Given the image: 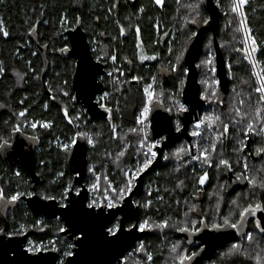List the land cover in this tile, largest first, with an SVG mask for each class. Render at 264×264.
Listing matches in <instances>:
<instances>
[{"label": "trees", "instance_id": "trees-1", "mask_svg": "<svg viewBox=\"0 0 264 264\" xmlns=\"http://www.w3.org/2000/svg\"><path fill=\"white\" fill-rule=\"evenodd\" d=\"M197 2L199 0H164V6L160 7L154 0H136L133 4L121 6L119 13H116L115 0H0V67L4 69L0 74V143L5 139L11 143L17 133L35 138L37 142L34 153L35 183H32L25 169L8 166L0 159V188L4 190L6 197L17 191L35 192L40 197L56 196L58 201L60 193L67 184L71 183L74 188H80L75 181L76 173L70 163V152L64 153L60 146L61 143H68L78 132L88 133L97 141L95 149L87 144L88 167L85 178L87 189L94 182L95 176L101 178V192L108 181L113 185L121 182L123 179L121 169L125 166L131 168L136 164L131 154L132 150H129L128 156L122 158L119 166L113 161L124 144L123 137L127 136L132 144L137 141V137L128 130L137 126L135 118L139 115L143 104V88L152 77H156L157 91L163 90L166 94L175 92L180 74L169 71L168 62L170 59L174 60L181 48L186 45L188 33L191 31L198 33L205 26L202 23H188L187 27L184 26L185 18L189 20L196 18L194 14L190 15L191 10L186 6ZM212 3L218 12V23L214 26L215 31L207 30L203 33L202 53L196 61V66L210 54L208 46L211 44V52L216 56L214 65L216 68L219 58L225 61V65L232 64L231 73L226 67L227 88L221 90L219 85V93L224 98L225 104L223 107H217L216 111L226 112L229 101L236 103L237 93L247 99L251 92L252 106H254L256 94L252 89L256 86V81L252 69L241 52L233 51V47H242V39L240 33L236 32L237 17L230 11L232 0H219V7L217 0H212ZM244 11L252 35L261 45V53L257 54V58L264 62V0H249L244 6ZM201 16H211L206 0L201 4ZM64 17L67 18V24L62 28L61 20ZM77 19L87 35L95 59L107 66L106 73H114L112 77L105 73L104 81H101L104 87L103 93L111 94V98L104 103L113 110L104 117L90 118L83 106L75 102L71 80L76 61L69 52L61 54L58 51L65 44L70 48L66 32L78 25ZM156 24L160 25L158 31ZM121 27L124 29L123 35L120 32ZM137 27L140 29L139 36L135 31ZM3 31L8 32L7 37L3 36ZM165 32L169 35H165ZM172 37L173 54L169 56L168 48ZM222 44L225 47L221 48ZM189 46L190 44H187L188 49ZM141 49L144 55H156L157 59L141 63L139 59ZM113 53L117 57L115 64L107 59L108 55ZM100 57L106 59L101 60ZM129 60L132 63H128ZM261 68H264V63L259 66V69ZM200 69L198 83L201 96L205 85L200 81L209 78L211 82L212 74L202 67ZM121 72L124 73L123 76L120 75ZM133 75L142 77V80L126 83ZM216 78H218L217 73ZM116 79L119 83L114 85L112 81ZM65 81H67L66 85ZM117 88L120 90L117 91ZM63 91H67L69 95L64 96ZM177 98L181 99V96ZM169 106L171 101L165 98L164 105L159 108L165 111ZM212 107L213 105L205 102L203 113L209 112ZM243 108L245 111H251L249 103ZM64 109H67V117L64 115ZM21 111L25 112V116L18 115ZM169 114L173 115L172 125L175 128L174 120L177 117L174 112ZM77 116L80 117L79 120L76 119ZM109 116L111 121L108 119ZM69 120L72 123H69ZM46 122L51 124L48 129L41 126ZM33 123L37 124L36 128L31 126ZM110 123L117 126L120 140L111 139ZM17 124L21 125L19 132L14 131ZM239 135V129H230V139L224 141L222 146H218V152H222L223 158L230 161L233 170L243 172L244 169L238 161H243L244 153L233 151L238 142L234 138ZM186 143L189 144L186 140H178L163 153L171 155L179 146ZM248 144L251 150L246 149L250 173L257 175V170H262L259 172V177L264 179V157L251 158V154L255 155V149L264 145V137L253 135L248 140ZM216 161L217 158L214 156L213 167L208 168L202 167L199 163L180 166L183 162L162 159L157 168L147 175L141 196L135 198V202L141 205L137 223L148 220L149 227L152 228L153 224H159L165 219L170 223L182 221L183 213L192 204L197 205L199 212L207 214L209 218L215 216L217 212L226 216L238 211L232 204L233 200H238L241 207L245 206L246 202L255 201L252 198H246L245 201L244 198L233 195L235 192L243 191L240 187L234 188L232 195L228 194L224 168L217 169ZM177 167L179 171H176ZM90 168H95V175L89 171ZM204 171H207L209 178L203 186H200L197 180ZM17 172H19L18 176ZM61 172L64 173L63 176L59 175ZM180 181H184V184L177 187ZM201 187L205 198L202 202H196L195 196L201 191ZM255 191L256 195L262 194L260 189ZM149 192L152 193L151 196ZM97 195L99 193L89 191V200ZM158 195L163 196L164 199L159 200ZM148 200L152 201V206L143 207ZM176 200L181 203L177 205ZM184 201H187V204ZM3 203L6 202L0 201V204ZM218 203L219 208H217ZM4 212V217L0 216V229L6 227L5 231L8 235L16 236L20 235L23 226V235H27L28 246L29 241L36 245H50V242L55 241V247L60 249L59 264L61 260L65 262L67 257L63 253L69 250L68 244L74 245V240L60 231V228L65 226L58 218L46 219L34 214L22 198L15 203V206L7 207ZM194 217L195 213H192L191 218ZM117 222L120 224L118 216L112 219L109 227H113ZM134 223L130 221L127 226ZM172 231L174 232L171 228L162 231L155 228L148 230L147 235L136 243L133 255L126 258L125 264H138V261L148 264L145 252L138 250L141 243L145 246L146 252L153 256L150 264H176V254L171 251L172 247L168 242L171 240L170 235H173ZM252 235V243L247 241L242 243L244 250L250 256H255L260 252L261 247H264V239L257 231ZM228 250L227 245L223 246L213 260L201 264H255L254 259L243 255L225 256L224 253Z\"/></svg>", "mask_w": 264, "mask_h": 264}, {"label": "snow or ice", "instance_id": "snow-or-ice-1", "mask_svg": "<svg viewBox=\"0 0 264 264\" xmlns=\"http://www.w3.org/2000/svg\"><path fill=\"white\" fill-rule=\"evenodd\" d=\"M155 4L163 7L164 0H154ZM204 0H199L197 3H190L186 7L191 10L190 15L194 14L196 18L188 19L185 18L184 26L187 27L188 23L197 24L202 23L205 25H209L212 23V17H202L201 16V4ZM249 0H232L231 4V13L237 15L239 19V27H237V33H243V39L241 40L242 47L235 48L233 47V51L241 52L244 56V59L251 65L253 72L252 75L256 77V86L252 89V92L256 94V99L254 102V106H252L253 97L251 92L248 94L247 99L242 98L240 93H237L236 103L233 104L229 101V106L224 113H218L216 111L217 107H223L225 104L224 98L219 93V85L220 80L216 78L217 68L215 65L216 56L211 52V44L208 46L210 50V54L206 56V58L201 61L197 67L204 68L207 72L212 74L211 82L209 78L202 79L200 83L205 85V89L200 96L201 100H204L210 105H213L212 109L209 112H205L201 116H197L194 124L192 125V130L189 133L190 136L198 138L195 142L190 144H184L179 146L171 155L164 154L160 150L166 147V143L168 142V137L160 135L159 139L151 137L152 131V123H153V112L156 108H159L164 105L165 98L171 101V106L166 107L165 111L169 113L175 114L177 117L175 120V131L177 133H181L184 129L182 127L181 117L183 114L189 113L190 109L188 105L183 102L181 99L177 98L178 96H182L184 92V86L186 83V78L188 76V69L182 66V61L184 60L185 54L188 52L187 44H191L198 33L196 31H191L187 34L188 39L186 41V45L181 48L179 55H176L174 60H169V71L176 73L179 72L180 77L178 79V87L175 92L165 93L163 90L157 91L155 88L156 78L152 77V82L147 84L143 88V104L139 111V115L135 118L136 127L129 129V133L135 135L137 137V141L135 144H132L128 141L127 136L123 137L124 144L118 150L114 163L118 166L122 158L128 156L129 150L131 149L132 156L136 160V164L129 168L123 167L121 169L123 179L119 184L113 185L111 181L107 182V185L103 188L101 192V184H100V176H95L94 182L87 189L93 193H99L95 198L89 200L86 204L84 201H80V205L82 208H86L90 210L87 212V215H92L93 213H98L100 217H104L105 211H111L113 209H121L123 210L124 201L132 196L134 190L137 186V181L140 176L147 172L150 168H152L153 164L157 162L158 158H161L165 161H169L170 159H174L177 162H183L180 166H186L188 164L199 163L202 167L207 166L208 168L213 167V157L217 158L216 168H224L226 170L232 169V164L229 160L223 158V153L218 152V146H222L223 142L229 138L230 129H239L240 135L234 139H237L238 142L234 147L233 151L236 153H244V159L241 163L243 172L238 173L236 176L237 180H246L249 187L253 190L249 193V196H255V189H260L262 194H264V179L259 177V172L262 170H257V175H252L249 170V166L247 163L248 152L246 149H249L248 140L251 136H260L264 137V68H261L259 71L256 69L264 62L260 61L257 58V54L261 53V45L257 42L256 38L252 35V30L247 24V16L244 11V6L247 5ZM217 7H219V0H217ZM141 11H143L141 9ZM228 15V13H225ZM77 24L80 23L79 19H77ZM67 24V18L64 17L61 20V27ZM155 27L157 29L160 28L159 24H156ZM35 31V29H33ZM74 31V29H73ZM137 36H139L140 29L137 27L135 29ZM121 35L124 34V29L121 27L120 29ZM3 36L7 37L8 32L3 31ZM62 35V33H61ZM165 35H169V33L165 32ZM235 39V37H233ZM45 47H47L45 45ZM139 48L140 45L138 44ZM221 48L225 47V45H220ZM58 51L61 54L70 52L71 49L65 44L60 47ZM169 56H172L173 49L171 46L168 48ZM101 60H105V57H100ZM107 59H110L113 64L116 63L117 57L116 55L109 54ZM139 59L141 63L146 60H156V55H140ZM128 63H132V61H128ZM231 73L232 64L226 63L225 65ZM119 71V69H116ZM4 72L3 67H0V74ZM97 74H99V69H97ZM107 76L112 77L114 75L113 72H107ZM121 76L124 75L123 72L120 73ZM101 81H104V76L100 77ZM142 77L133 75L130 81H126V83H131V81L140 82ZM65 85L67 81L64 82ZM114 85L119 83V80L116 79L112 81ZM247 83V81H245ZM120 89L117 88V91ZM235 91V89H233ZM64 96H68L69 93L67 91H63ZM111 98V94L108 92L103 93L100 100L97 101V104L100 105L104 109L106 113H111L113 110L104 103L105 100ZM55 99V97H53ZM23 103V101H20ZM249 103L251 107V111H245L243 106ZM118 104V101H117ZM47 107V105H45ZM64 115L67 117V109H64ZM19 116H25V112L21 111ZM77 120L80 119L79 116L76 117ZM109 121H111V117H108ZM69 123H72L69 120ZM33 128L37 127L36 123L31 125ZM43 128L48 129L51 127L50 123H44L41 125ZM21 128L20 124H17L14 127V131L19 132ZM111 128V139L120 140L121 137L117 134V126L115 124L110 123ZM83 138L86 140L87 144L90 145L93 149H95L97 141L94 140L88 133L78 132L76 136H74L68 143H61V147L64 153H69L71 149L75 148L78 144V139ZM35 139V138H34ZM10 147L8 140H3V143H0V149ZM249 151H251L249 149ZM256 156L264 157V145L255 149ZM179 167L176 168V171H179ZM91 171L95 175V168H90ZM193 171L195 169L193 168ZM246 173H248L246 175ZM19 175V172L16 173ZM60 176H63L64 173H59ZM79 175V172L77 173ZM208 173L204 171L201 176L198 177L197 183L200 186H203L208 180ZM184 184V181H180L177 187H180ZM82 188H74L71 183L64 186L63 191L59 196V206L64 209H69L70 205H74L76 202L69 199V194L74 193L76 196H80ZM202 191V187L200 189ZM159 193V189L156 190ZM149 196L152 195L151 192L148 193ZM35 192H20L17 191L12 194L10 197H6L4 190L0 188V201H4L6 203L15 204L21 200L22 197H33L35 196ZM218 195V193H217ZM159 200H163V196L157 197ZM41 199L45 201H57V197L53 195H42ZM129 203H135L136 207H140L141 205L135 201H129ZM175 203L179 205L181 202L176 200ZM187 204V201H184ZM232 204L236 206L238 211L236 213H229V215L222 216L218 212L215 216L209 218L207 214H202L199 212L197 205L192 204L188 207V209L183 213L182 221L171 222L168 219L163 220L159 224H153L152 228L163 230L171 228L176 232L180 233H190L192 235H198L205 230L213 231V232H222L227 229H233L236 232H242L246 223L248 222L249 217H255L257 214H262L261 220H257L255 222V228L259 229V235L262 239H264V227L261 226V221L264 220V200L257 199L255 201L247 203L245 206L241 207L238 203V200H233ZM152 201L148 200L143 207H151ZM217 208H219V203L217 204ZM196 213V218H191V214ZM235 216V219H233ZM105 219H110V217H104ZM149 227V221L144 220L140 224L131 225L127 231L132 232L133 229H136L139 232H144L145 230H152ZM61 232H66L68 229L60 228ZM105 238L108 237L115 238L116 240L120 239V233L122 231L121 225L117 222L113 227H105ZM0 232H3V229H0ZM77 236L76 239H84L86 238V233H83ZM20 235L24 234L23 226H21ZM246 241L248 243L253 242V235L248 233L246 235ZM191 243V241H189ZM75 245L68 244V251H65L63 255L65 257H71L74 255L71 249ZM258 247L260 245H257ZM139 251L145 252L146 258L148 262L153 260V256L151 253H147L145 250V246L141 243L139 245ZM60 251L59 248L55 247V241L50 242V245H36L29 241V246L26 249L27 253H31L32 255H38L41 252ZM171 251L176 254L175 260L176 264H194L196 261L199 252L191 251L188 249H182L179 244H173ZM204 248H200V252H203ZM225 256L231 255H243L247 258H251L255 260V264H264V247H261L260 252L256 253L255 256H250L246 250H244L243 243H234L229 248V250L224 253ZM60 264H64V261L61 260Z\"/></svg>", "mask_w": 264, "mask_h": 264}, {"label": "water", "instance_id": "water-1", "mask_svg": "<svg viewBox=\"0 0 264 264\" xmlns=\"http://www.w3.org/2000/svg\"><path fill=\"white\" fill-rule=\"evenodd\" d=\"M206 2L211 10L212 23L203 26L198 31L196 40L190 44L182 62V66L188 69V78L181 99L190 109L189 113L183 114L181 117L184 130L181 133L175 131L172 125V114L163 111L161 108H156L153 112L151 137L159 139L157 135L159 133L169 138L166 147L160 150L162 153L178 140L183 139L188 143L191 142L190 125L196 120L197 116L201 115L205 106V101L200 99L198 76L201 69L196 66V61L202 53L201 37L203 33L207 30H214V26L217 25L219 19L212 0H206ZM66 37L70 43L71 51L69 55L76 61L71 80L75 102L83 106L90 118L104 117L106 112L97 104V97L104 92L100 77L105 75L107 66L93 56L87 35L80 24L67 30ZM97 69H99V74H97ZM217 69L221 90H223L227 88L228 79L225 61L221 58H219ZM77 139L78 144L71 149L69 158L73 171L76 175L79 172L75 181L84 190L81 191L80 196H76L74 193L69 194V199L76 203L70 205L69 209H64L59 206L58 201H45L37 194L33 197L24 196L22 200L34 214L46 219L58 218L64 224L65 229H68V231L63 232V235H68L74 240L75 246L72 250L74 255L67 257L64 264H117L122 261V258L133 248L135 243L146 234L136 229H133L132 232L127 231V221L134 220L138 224L141 212L140 207H136L135 203H129V201H135V198L141 196L147 175L157 168L162 157L158 158L152 168L140 176L132 196L124 201L123 210L105 211L104 217H110V219H105L100 217L98 213L87 215L90 210L82 208L79 203L84 201V204H86L89 201V191L85 185L88 167L87 142L83 138L77 137ZM224 175L230 193L232 185L228 170L224 169ZM204 198V191H200L195 197V201L202 202ZM116 216L120 217L122 229L120 239L116 240L112 237L106 239L104 229L109 227L111 220ZM262 222L264 226V220ZM5 228H3V232H0V264H59L58 252L46 251L38 255L27 253V235L11 236L6 233ZM81 230L86 233V238L76 239L77 236L82 234ZM200 239L204 243V251H199L194 264L213 258L220 248L235 239V232L233 229L222 232L206 230L200 234Z\"/></svg>", "mask_w": 264, "mask_h": 264}, {"label": "flooded vegetation", "instance_id": "flooded-vegetation-1", "mask_svg": "<svg viewBox=\"0 0 264 264\" xmlns=\"http://www.w3.org/2000/svg\"><path fill=\"white\" fill-rule=\"evenodd\" d=\"M135 1L136 0H115V11H116V13H119L121 6L133 4ZM91 49H92V47H91ZM255 81H256V79H255ZM229 136H230V132H229ZM229 139H230V137L228 139H226L225 142L227 140H229ZM9 145H10V147H6V148L0 149V159L3 161V163H5L8 166L21 167V168L25 169L27 174L30 175V177L32 179V183H35L36 174H35V169H34V161H35L34 160V153H35V150L37 148L36 140H34L31 137L24 136L21 133H17V134H15L13 136L12 142L9 143ZM250 154L251 153H249V155ZM252 157L255 158L256 155H252L251 154V158ZM228 173H229V176H230V179H231V185H232L231 192L230 193L228 192L229 195L233 194V189L234 188L240 187L241 190H243V191L241 193L240 192L239 193L235 192L233 195H238L241 198H244L245 201H246V198L247 199H251L252 198L254 200H257V199L262 200V198L264 197V194H259V195H255V196H249V193L251 191H253V190L249 187L247 181L246 180H237L236 179L237 174L241 173L240 171H236V170L231 169L230 171L228 170ZM226 183H227V179H226ZM247 203L248 202L244 203V205H246ZM11 206H15V204H10V203L0 204V216L4 217L5 209L7 207H11ZM196 215L197 214L195 213V217L194 218H196ZM260 215L261 214L258 213L257 216H255V217L247 218L248 222L246 223V225H245V227H244L242 232L238 233V232H236L234 230L235 239L233 241H231V242L226 244L228 246V248H230L232 246V244H234V243H242V241H246V235L248 233L253 234L254 231L259 232V229L255 228V222L257 220H261V216ZM119 219H120V217H119ZM130 221H134V220H128L127 223L130 222ZM127 223H126V228L128 229L130 226L128 227ZM134 224H136V222ZM261 226L264 227L262 221H261ZM144 232L146 233L145 234V236H146L147 233H148V230H145ZM172 233H173V235H170L171 236V240L168 241L171 244V247H172L173 244H179L182 249H188L189 252H191V251L199 252L200 248L204 247V243L200 239V234L202 232L199 233L198 235H192L190 233H180V232H176V231H174V232L172 231ZM189 241H191V243H189ZM137 242H139V240ZM136 243H135V245H136ZM135 245L122 258V261L120 263H117V264H123V263L125 264L126 258L129 257L130 255H133L132 253L135 250V248H134ZM214 257L209 259V260H205V261H203L201 263L209 262V261L213 260ZM151 262H148V264H150ZM201 263H198V264H201ZM141 264H142V262H141Z\"/></svg>", "mask_w": 264, "mask_h": 264}, {"label": "rangeland", "instance_id": "rangeland-1", "mask_svg": "<svg viewBox=\"0 0 264 264\" xmlns=\"http://www.w3.org/2000/svg\"><path fill=\"white\" fill-rule=\"evenodd\" d=\"M236 17H237V20H238V27H239V17L236 15ZM157 29V28H156ZM159 29H157V31H158ZM240 35H241V39H243V33H240ZM172 39H173V37L171 38V41L169 42V45L171 46V42H172ZM140 55H144V52L142 51V49H141V52H140ZM250 67H251V65H250ZM259 68V67H258ZM156 78V77H155ZM152 82V78H151V80L149 81V83H151ZM148 83V84H149ZM157 86H158V80L156 79V81H155V88H156V90H157ZM182 100V99H181ZM198 164V163H197ZM96 196H94L93 198H95ZM138 264H141V262L140 261H138L137 262Z\"/></svg>", "mask_w": 264, "mask_h": 264}, {"label": "built area", "instance_id": "built-area-1", "mask_svg": "<svg viewBox=\"0 0 264 264\" xmlns=\"http://www.w3.org/2000/svg\"><path fill=\"white\" fill-rule=\"evenodd\" d=\"M251 69H252V67H251ZM256 71H259V68H257ZM252 72H253V69H252ZM254 77H255V76H254ZM255 79H256V77H255ZM101 95H103V93H102ZM101 95H99V96L97 97V100H99V97H100ZM202 114H204V113L202 112L201 115H202ZM201 115H200V116H201ZM175 120H176V119H175ZM175 120H174V122H175ZM194 122H195V121H194ZM194 122H192L191 125H190V132H191V130H192V125L194 124ZM191 137H192V136H191ZM197 139H198V138H196V137H192V140H191L190 143L195 142ZM190 143H189V144H190ZM26 247H28V245H27Z\"/></svg>", "mask_w": 264, "mask_h": 264}]
</instances>
